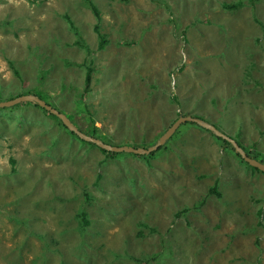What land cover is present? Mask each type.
<instances>
[{"label": "rangeland", "instance_id": "374dc122", "mask_svg": "<svg viewBox=\"0 0 264 264\" xmlns=\"http://www.w3.org/2000/svg\"><path fill=\"white\" fill-rule=\"evenodd\" d=\"M93 1L102 47L84 0H0V101L38 92L84 134L144 148L193 115L264 161V0ZM177 129L155 156L119 155L36 103L0 107V264H264V172Z\"/></svg>", "mask_w": 264, "mask_h": 264}, {"label": "water", "instance_id": "95a60500", "mask_svg": "<svg viewBox=\"0 0 264 264\" xmlns=\"http://www.w3.org/2000/svg\"><path fill=\"white\" fill-rule=\"evenodd\" d=\"M20 101H28L32 103L38 104L40 107H43L47 111L55 114L58 116V118L61 119L62 123L69 128L70 130L74 131L79 135L84 140L96 143L100 147H102L105 150L109 151H125V152H133L137 154H146L151 151L156 150L159 148L162 144L165 143L166 140L170 138V136L176 131V129L182 124L185 123L186 121L189 122H194L197 125L206 128L213 132L215 135L227 140L233 147L234 151L238 153L243 160H245L249 165L256 167L260 171L264 172V162L259 161L258 159L248 155L246 151L241 147V145L232 137L229 135L225 134L221 130H219L217 127L214 125L206 122L205 120L193 116V115H180L178 116L166 129L165 131L158 137V139L155 141L154 144L148 146V147H133L130 145H113L109 143H105L102 140L88 136L81 132L68 118L65 114L59 112L56 108L52 107L48 103H46L43 99H41L39 96L32 94V93H26V94H21V95H16L11 98L5 99L0 101V107L3 106H9L15 103H18Z\"/></svg>", "mask_w": 264, "mask_h": 264}, {"label": "trees", "instance_id": "16d2710c", "mask_svg": "<svg viewBox=\"0 0 264 264\" xmlns=\"http://www.w3.org/2000/svg\"><path fill=\"white\" fill-rule=\"evenodd\" d=\"M83 3H86V6H88V8H90V10H91V12H92V14H93V16H94V18H95V20H96L95 24H93V29H94V31L97 32V34L99 33L100 38H103V40H100V44H99V47H102V46L104 45L105 40H107V39H106V36H105L103 33L100 32L101 30H100V28H99V27H100V25H99V20H100V10H99L98 6L96 5V3H95L93 0H84ZM67 19H68V21H69L70 28H71L74 32H76V34H77V39L80 40V43H81V40H83V38H82V36H81V33H80V31H79V28L77 27V25H75L74 21H73L70 17L67 16ZM85 47L88 48L87 45H85ZM9 64L12 65L11 60L9 61ZM16 71H17V69H16ZM16 71H15V73H16ZM17 72H18V71H17ZM24 93H25V92H24ZM34 94H36L37 96H39V97L42 98L43 100L46 99L44 96L42 97V96L40 95V93H38V92H35ZM46 100H47V99H46ZM46 100H45V101H46ZM46 102H47L48 104H50V105L53 104L51 101H49V102L46 101ZM51 103H52V104H51ZM43 109H44V108H43ZM45 111L48 112L50 115H52L54 118H56L59 122H61V120H60L58 117H56L54 114L50 113V112L47 111V110H45ZM185 123H186V124H187V123H191V124L197 125L196 123H194V122H189V121H186ZM181 125H182V124H181ZM197 126H199V125H197ZM199 127H200L201 129H203V130H207V131L211 134V137H213V138L215 139V141H216L220 146H225L224 149L227 150V152H228L230 155H232L233 157H236V158L239 160V162H240L241 164H245V165H247L250 169H256V170H259V169H257L256 167L250 166L245 160H243V159L240 157V155L234 151V149L231 147L230 143H229L227 140H225V139H223V138H221V137L215 135L213 132H211L210 130H208V129H206V128H203V127H201V126H199ZM178 130H179V129H176V131L170 136V138H171L176 132H178ZM105 142H110V141H105ZM160 148H161V147L157 148V149L154 150V151H151V152H149V153H146V154H137V153L125 152V151H124L125 153H124V152L121 153L120 151H112V152H114L113 154H119V155H122V154H134V155L139 156V157H148V156H150V155H154V156H155V154L160 150ZM246 152L248 153V155H250V156H252V157L258 159L259 161L264 162V161L260 158V155H257V154H255V153L248 152V151H246ZM207 156H208V155H207ZM208 157H209V156H208ZM121 158H123V157H121ZM121 158H120V159H121ZM11 161H13V160L11 159ZM126 180H130V182H131V190L133 191V190H134V188H133V184H134V186H135V179H134L133 177H129V176H128V179H125V178H124V179L121 180V181H126ZM217 193H219V192L217 191ZM177 215H179L178 212H177ZM12 218H13L14 220H16V222L21 223V224H25L26 221H27V216H23V215H21L20 213H18L17 211H14V212H13V214H12ZM86 221H87V220H86Z\"/></svg>", "mask_w": 264, "mask_h": 264}, {"label": "crops", "instance_id": "0c3cea01", "mask_svg": "<svg viewBox=\"0 0 264 264\" xmlns=\"http://www.w3.org/2000/svg\"><path fill=\"white\" fill-rule=\"evenodd\" d=\"M221 130V129H220ZM222 132H224L225 134H227V135H229L230 137H232V135H231V133L229 132V131H226V130H221ZM235 131H236V129H235ZM233 138V137H232ZM234 139V138H233ZM211 140L215 143V145H219L216 141H215V139L213 138V137H211ZM240 145H241V147L245 150V148H244V146L242 145V142L240 141V139H235ZM219 147L220 148H222L220 145H219ZM225 147V146H224ZM205 158H206V162H205V165H204V167H207L206 166V164H207V162H209V163H212L213 162V160L214 159H216L217 157H216V155H214V154H211V153H209V152H207V151H205ZM209 157H208V156ZM240 163V162H239ZM241 164V163H240ZM242 165V164H241Z\"/></svg>", "mask_w": 264, "mask_h": 264}, {"label": "clouds", "instance_id": "9594fccd", "mask_svg": "<svg viewBox=\"0 0 264 264\" xmlns=\"http://www.w3.org/2000/svg\"><path fill=\"white\" fill-rule=\"evenodd\" d=\"M81 42H82V40H81ZM42 99V98H41ZM45 101V100H44ZM46 102V101H45ZM47 103V102H46ZM38 105V104H37ZM50 105V104H49ZM52 106V105H51ZM52 107H54V106H52ZM43 108V107H42ZM55 108V107H54ZM57 109V108H56ZM46 110V109H45ZM58 110V109H57ZM59 111V110H58ZM59 112H61V111H59ZM51 113V112H50ZM61 113H63V112H61ZM53 114V113H52ZM64 114V113H63ZM60 119V118H59ZM61 120V119H60ZM62 122V121H61ZM64 125V124H63ZM220 130V129H219ZM81 138V137H80ZM82 139V138H81ZM82 140H84V139H82ZM103 142H105V141H103ZM105 143H109V142H105ZM96 144V143H95ZM109 144H113V143H109ZM97 145V144H96ZM113 145H117V144H113ZM121 145V144H120ZM122 145H124V144H122ZM126 145H128V144H126ZM231 145V144H230ZM98 147H100L99 145H97ZM131 146V145H130ZM231 147H232V145H231ZM102 150H104V151H108V152H112V151H109V150H105V149H103L102 147H100ZM233 148V147H232ZM246 151V150H245ZM120 152H124V151H120ZM125 153V152H124ZM133 153V152H132ZM247 153V152H246ZM248 154V153H247ZM122 155H129V154H122ZM241 157V156H240ZM126 157L124 156L123 157V159H125ZM236 158V157H235ZM11 159L13 160V161H11ZM237 159V158H236ZM226 161V160H225ZM224 161V162H225ZM239 161V160H238ZM10 162H14V159H13V157H10ZM251 166V165H250ZM125 171V169H122V173Z\"/></svg>", "mask_w": 264, "mask_h": 264}, {"label": "bare ground", "instance_id": "6f19581e", "mask_svg": "<svg viewBox=\"0 0 264 264\" xmlns=\"http://www.w3.org/2000/svg\"><path fill=\"white\" fill-rule=\"evenodd\" d=\"M102 140V139H101ZM103 141V140H102Z\"/></svg>", "mask_w": 264, "mask_h": 264}]
</instances>
